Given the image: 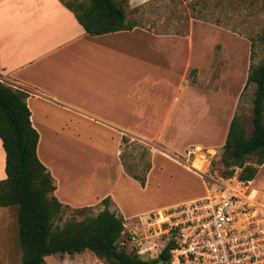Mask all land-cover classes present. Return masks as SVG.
<instances>
[{
    "label": "rangeland",
    "instance_id": "1",
    "mask_svg": "<svg viewBox=\"0 0 264 264\" xmlns=\"http://www.w3.org/2000/svg\"><path fill=\"white\" fill-rule=\"evenodd\" d=\"M116 1L126 7L130 21L155 30L192 33L197 55L194 52L189 64L182 63L183 75L189 73L187 79L183 76L182 96H191V114L181 118L180 141L172 145L162 144L160 134L152 139L122 135V143H117L116 133L94 123L85 128L88 131L54 134V139L44 134L48 141L58 143L47 147L64 171L62 191L77 204L64 205L54 224L62 226L73 218L96 215L107 206L125 220L120 248L154 259L164 242L148 232L149 214L203 196L211 177L223 176L228 169L221 157L234 116L248 136L252 132L256 83L247 81L251 66L264 59V0ZM256 160V155L249 156L245 166L254 165ZM132 175L144 177L145 186ZM255 179L264 185V163L258 166ZM105 191L113 192L106 203L107 196L97 199ZM85 201L93 202L80 205ZM19 248L21 256L12 264L22 260L20 243ZM145 248L150 249L145 253ZM45 264L108 262L87 250L76 255H51ZM157 264L164 263L159 260Z\"/></svg>",
    "mask_w": 264,
    "mask_h": 264
},
{
    "label": "crops",
    "instance_id": "2",
    "mask_svg": "<svg viewBox=\"0 0 264 264\" xmlns=\"http://www.w3.org/2000/svg\"><path fill=\"white\" fill-rule=\"evenodd\" d=\"M192 37L145 23L90 35L61 0H0V80L28 93L32 125L39 133L37 154L63 205L77 204L62 191L64 171L47 147L58 143L44 134L54 139V134L84 132L95 124L116 133L117 143L122 135L152 139L160 134L162 144H177L181 118L191 114V96H182L183 76L189 77L182 63L189 64L196 52ZM6 177L0 137V181ZM108 195L113 192L97 199ZM19 243L18 205L0 206V262L18 260Z\"/></svg>",
    "mask_w": 264,
    "mask_h": 264
},
{
    "label": "trees",
    "instance_id": "3",
    "mask_svg": "<svg viewBox=\"0 0 264 264\" xmlns=\"http://www.w3.org/2000/svg\"><path fill=\"white\" fill-rule=\"evenodd\" d=\"M61 1L90 35L132 29L137 25L127 20L125 6L116 0ZM261 40L264 43V29ZM250 82L256 83L252 132L248 136L240 119L232 118L221 157L228 169L223 176H231L236 168H241L240 177L252 179L258 166L264 163V59L251 66L247 84ZM27 97L26 91L0 80V137L6 151L7 174L0 181V206L18 205L23 252L18 264H45L48 256L76 255L87 250L104 258L108 264H157L159 260L170 264L172 241L154 259L143 258L137 250L120 248L125 220L107 206L96 215L80 220L73 218L62 226L54 224L65 206L53 195L55 180L38 157L39 133L32 125ZM251 155L257 156L255 164L245 166ZM132 176L145 186L144 177ZM108 199L105 198L104 203Z\"/></svg>",
    "mask_w": 264,
    "mask_h": 264
},
{
    "label": "built area",
    "instance_id": "4",
    "mask_svg": "<svg viewBox=\"0 0 264 264\" xmlns=\"http://www.w3.org/2000/svg\"><path fill=\"white\" fill-rule=\"evenodd\" d=\"M239 173L211 177L203 196L149 214L148 232L163 248L173 243L170 264H264V185Z\"/></svg>",
    "mask_w": 264,
    "mask_h": 264
}]
</instances>
